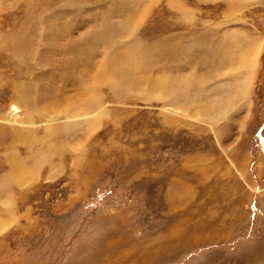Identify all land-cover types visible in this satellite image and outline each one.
<instances>
[{
    "label": "rangeland",
    "instance_id": "obj_1",
    "mask_svg": "<svg viewBox=\"0 0 264 264\" xmlns=\"http://www.w3.org/2000/svg\"><path fill=\"white\" fill-rule=\"evenodd\" d=\"M0 264H264V0H0Z\"/></svg>",
    "mask_w": 264,
    "mask_h": 264
},
{
    "label": "bare ground",
    "instance_id": "obj_2",
    "mask_svg": "<svg viewBox=\"0 0 264 264\" xmlns=\"http://www.w3.org/2000/svg\"><path fill=\"white\" fill-rule=\"evenodd\" d=\"M232 34H233L232 40H226V36H227V34H226V36L223 40L224 43L222 45H223V50L225 51V53H227V56L230 55V58L233 56L236 59H234L232 57L233 60H230V62L228 64H225L226 63V61H225V63H223L225 65V69H223V70L233 71L235 69L236 70L238 69L239 70L238 73L240 75L242 74L241 75L242 77H241V80L238 81L237 85L234 86L235 88H234V90H232V92L228 91V93L224 94V97L221 99L223 105L225 103L226 104L230 103V99H233L234 94H238V96L239 95H245L247 88H248V80H247L249 78L248 74H251L255 70L256 65L258 64V55L261 52V46L263 44V39H262V42H261V40H259L258 43H256V44L255 43L254 44H248V43L240 40L239 39V35H241L240 31L233 32ZM135 49H136V47H135ZM135 49L133 48V50H132V48H131L130 50H127L124 52L126 54L122 55L121 58H124L123 61L125 59H127L126 62L123 63V66L121 69L122 75H128L129 70L130 69L132 70L131 67H137L139 65V60L141 61V59L143 60V58H144L145 50L144 49L135 50ZM237 51H238V53H237ZM221 54H223V53H221ZM225 56L226 55H224L223 58ZM184 94H185V92H184ZM12 109H16L14 105H13ZM206 109H208V107ZM23 174H24V169H22V168H20L19 171H15L16 179L17 178L19 179L20 176Z\"/></svg>",
    "mask_w": 264,
    "mask_h": 264
}]
</instances>
